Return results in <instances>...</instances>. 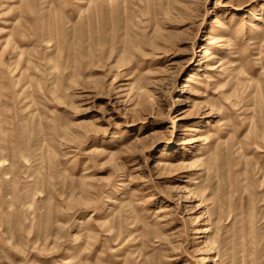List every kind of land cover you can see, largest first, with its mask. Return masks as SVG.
I'll return each mask as SVG.
<instances>
[{"label": "rangeland", "instance_id": "374dc122", "mask_svg": "<svg viewBox=\"0 0 264 264\" xmlns=\"http://www.w3.org/2000/svg\"><path fill=\"white\" fill-rule=\"evenodd\" d=\"M0 264H264V0H0Z\"/></svg>", "mask_w": 264, "mask_h": 264}, {"label": "bare ground", "instance_id": "6f19581e", "mask_svg": "<svg viewBox=\"0 0 264 264\" xmlns=\"http://www.w3.org/2000/svg\"><path fill=\"white\" fill-rule=\"evenodd\" d=\"M191 80V79H190ZM160 164H163V162L161 161Z\"/></svg>", "mask_w": 264, "mask_h": 264}]
</instances>
